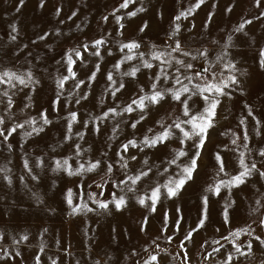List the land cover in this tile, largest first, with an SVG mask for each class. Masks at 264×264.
I'll return each instance as SVG.
<instances>
[{
	"label": "rangeland",
	"instance_id": "obj_1",
	"mask_svg": "<svg viewBox=\"0 0 264 264\" xmlns=\"http://www.w3.org/2000/svg\"><path fill=\"white\" fill-rule=\"evenodd\" d=\"M121 2L44 0L41 6L40 0H24L23 4L20 0H0V72L5 69L17 73L31 71L39 81L35 90L31 85L22 86L18 82H15V88L0 83V101H3L0 103V115L5 117L2 126L9 127L12 120L20 123L29 116L38 117L42 109L47 110L51 121L43 131L34 135L23 136L24 131L30 130L25 126L18 128L7 141L0 137V169H3L0 171V264H37V257L39 264H52L53 260L56 264H140L150 252L158 253L159 264H220L227 258V253L233 252L231 238L226 241L221 237H227L230 231L245 225L249 232L235 237L244 254L233 252L231 264H262L264 244L256 237L264 238V225L259 223L264 218V207L261 206L264 205V176L259 174V170H264V156L259 153V149L264 147V69L259 65V49L264 47V17L260 15L264 12V0L258 7L255 0H203L190 15L181 17L179 21L173 18L195 4L196 0H131L127 8H119ZM229 5H232L230 11L226 10ZM114 8L115 13L112 11ZM132 11L136 13L134 16L127 15ZM73 12L76 14L72 15ZM209 12L212 13L211 19ZM116 15L121 16L123 28L115 21ZM245 19L251 23L246 24L243 30L235 31ZM145 22L147 27L141 32L140 27ZM175 23L181 25L175 38L181 41L182 46L193 55L206 47L210 59L222 51V45L228 36H232L229 58L236 64L244 91L231 87L219 97L215 123L208 130L194 178L187 181L175 196H167L166 190L162 189L153 211L150 199L141 205L138 196L150 197V188L156 183L163 185L169 176L179 174L178 166L168 164L167 159L171 158L172 149L183 147L188 156L180 158L178 164L186 162L193 154L192 140L181 145L176 137H171L155 148L129 147L123 155L136 156L137 159L129 160L127 168L121 167L118 152H123L120 145L127 139L134 136L142 138L149 128L158 130L157 119L167 117L171 122L172 117L168 114L180 115V105L173 103L170 97L158 106L150 105L147 117L135 129L130 122L138 119L139 112L121 113L101 121L93 118L107 107L126 104L139 93L138 85L142 84L146 89L149 86L148 69L141 68L137 78L122 75L132 66L139 67V57L124 61L120 69L114 68L124 54L120 44L137 40L139 51L145 54L150 52L152 45L164 49L174 43L169 33ZM13 24L16 25L15 31L11 28ZM45 32L47 36L37 39ZM101 36L105 42L97 56L96 46L91 41ZM85 44L87 48L83 47ZM69 49L74 51L70 53ZM75 51H80L81 56L76 57ZM66 54L73 56V70L77 76L65 81L58 93L57 77L67 74ZM97 63L99 71L95 79L89 81L88 76ZM195 63L202 67L204 62L197 58ZM211 67L218 74L222 69L218 63ZM156 70L154 64L151 73L154 75ZM109 71L113 72L114 79H122L126 84L115 97L106 91ZM78 80L85 83L77 89L75 84ZM6 89L14 100L9 112L4 111L7 101L3 91ZM58 94L60 100L53 106L51 102ZM192 106L197 109L203 107L199 96L193 98ZM249 106L253 110L251 114ZM72 111L77 112V120L73 123L72 132L68 133V114ZM85 121L89 124L85 125ZM96 123H99V131L95 130ZM116 125L119 128L114 134L112 129ZM245 131L247 140L244 139ZM76 132H82L83 138L77 137ZM66 134L70 135L69 140L63 139ZM76 144L81 146L78 155L75 154ZM217 151L221 153L230 175L240 170L241 152L245 162L249 165L255 162L257 169L243 184L231 190L224 187L219 195L208 194V218L192 238L185 241L186 247L181 248L180 241L189 228H195L201 215V197L207 186L217 178H227L224 174L217 176ZM145 156L152 168L149 176L138 181L134 190H129V181L117 186V181L123 180L125 175L135 174L143 167ZM65 157L73 170L81 164L85 165V170L69 175L65 168H56V161H63ZM25 159L31 172L24 167ZM96 160L101 161L100 165L87 170L89 162ZM108 164L112 165L111 172L107 171ZM165 167L168 168L167 174L162 171ZM5 176L11 178V183ZM33 176L38 179H33ZM69 188L72 189L74 204L84 202L94 210L72 212L67 203ZM91 193L97 194L94 199L90 197ZM113 193L126 196L122 208L116 209L111 203ZM96 199L109 200V207L101 209L95 203ZM257 199L260 204L256 203ZM226 201L231 208L228 223L222 216ZM253 208L258 211H252ZM165 213L168 217L166 229ZM177 219L181 221L178 228ZM24 236L27 239H22ZM167 236H172V240L166 239ZM249 240L252 241L250 253L246 251ZM213 241H218V244ZM220 245L223 247L213 253L212 249ZM5 251L10 255L5 256Z\"/></svg>",
	"mask_w": 264,
	"mask_h": 264
},
{
	"label": "snow or ice",
	"instance_id": "obj_2",
	"mask_svg": "<svg viewBox=\"0 0 264 264\" xmlns=\"http://www.w3.org/2000/svg\"><path fill=\"white\" fill-rule=\"evenodd\" d=\"M131 0H122V2L118 5L119 8H127L128 4ZM261 0H255V4L257 7L259 6ZM24 0H20V4H23ZM203 3V0H196L195 4L185 10H181L177 16L173 19L174 21H179L181 17L190 15L191 12L200 6ZM41 6L44 4V0H40ZM215 7V5H213ZM232 5H229L228 11H230ZM143 11L142 8L139 9ZM113 13L116 12L114 8ZM56 12L59 13L60 9L57 8ZM76 13L73 12L72 15ZM136 13L135 11L128 12L127 15L134 16ZM209 19L212 17V13L209 12ZM260 15L264 17V12H261ZM107 19V16L104 17ZM121 16L116 15L115 21L119 24L120 28H123L124 25L121 22ZM251 23L250 20H242L241 23L236 27L235 31L239 32L244 29L245 25ZM207 24V21L205 22ZM147 27V23L145 22L144 25L140 27V31L143 32ZM181 25L179 23H175L172 31L169 33V37L174 41L173 44L166 45L164 49H158L156 45L151 46V50L149 53L145 54L144 52H140V44L137 40H129L126 43L120 44V49L124 52L121 55L120 59H118L114 65L115 69H120L121 64L124 61H132L134 57H139V67L132 66L128 70V72L123 73L124 76H129L132 78H137L138 72L141 68L149 70V86L146 89L144 85H138L139 93L134 94L133 98L130 99L126 104H121L115 107H107L106 110H103L100 115L95 116L93 119L95 121L104 120L110 116L115 117L120 115L121 113H134L139 112L140 115L138 119L132 120L131 127L135 129L137 124L140 121L145 120L148 115V108L149 106H158L161 104L165 99L169 98L173 103L180 105V115H174L173 113H169L168 115L172 117L171 122H168L167 117H162L156 120V125L159 126L158 130H154L153 128H149L148 132L143 135L142 138L132 137L127 139L124 143L120 145V148L123 152H118V155L121 156L122 164L121 167L127 168L129 160H136V156H127L125 157L123 153H126L129 147L132 148H155L158 145L165 144L169 138L176 137L181 145H184L188 140H192L193 145V154L187 159L186 162L178 164V161L182 157H187L188 153L185 151L183 147L174 148L171 152V158L167 159V163L170 165H177L179 169L178 175L169 176L168 179L165 181L163 185L160 183H156L155 186L150 188V197H146L145 195L138 196V202L141 205L146 204V200L150 199L152 210H155L156 203L161 195V190L165 189L166 194L169 197L175 196L178 191L185 185V183L194 178V173L198 168V159L201 156V150L205 145L207 140L208 130L211 126L215 123L214 117L216 116V108L217 105L220 103L219 97L225 94L227 88L237 87L238 91L243 92L244 88L241 85V81L238 78V70L236 64L233 60L229 58L228 48L230 46V42L232 40V36H228L227 41L224 45H222V51L215 56L214 59L209 58L208 49L205 47L203 50L199 51L196 55L187 49H185L181 41L176 39V33L180 30ZM13 31L16 30V25H11ZM58 31V30H57ZM48 33H44L43 36H38L37 39H43L44 36H47ZM13 39L15 37H12ZM105 42L104 37L101 36L97 39L91 41V44L96 46V55H100V46ZM84 48H87L88 45H83ZM124 50H127L126 52ZM74 50L69 49V52H73ZM111 52V49H109ZM176 53L177 55H173ZM182 53V56L180 55ZM75 56L80 57L81 52L75 51ZM67 56V74L63 76L57 77V92L64 87L65 81H67L70 77L75 78L77 76L76 72L73 70V64L75 63L73 56ZM191 57V59H186ZM199 58L203 60V66L197 67L195 61ZM218 63L222 65V69L219 70V74L217 70L211 67L212 64ZM154 64L157 66V70L153 75L151 70L154 67ZM259 65L262 69H264V47L259 49ZM99 63H97L95 69L91 72L88 76V80H94L96 77L97 71H99ZM223 69L228 70L227 72L223 71ZM107 89L106 91H110L113 97L116 94L126 87L125 82L121 79L117 81L113 77V72H107ZM18 82L19 85L27 86L31 85L33 90H35V84L39 83L36 81L33 73L31 71H26L24 73H17L10 69H5L4 71L0 72V83L6 84L9 88H15L16 83ZM84 80H78L75 84V88H79L80 85L84 84ZM231 95L230 92L227 93ZM71 95V93H69ZM85 97L87 93L84 94ZM3 96L6 98V106L4 108L5 112H9L14 104L13 96L11 95L9 90L3 91ZM199 96L200 99L203 101L202 108H194L192 106L193 98ZM60 100V95H56L55 99L52 100V105L56 106ZM3 101H0L2 103ZM79 103V100L77 101ZM28 105H25L27 108ZM248 111L251 114L252 108L249 106ZM39 120V122H38ZM77 120V112L72 111L68 114L67 120V132L71 133L73 130V123ZM5 122V117L0 115V137H3L5 141L16 132L18 128H25L27 126L30 130L24 131L23 136H30L37 134L43 131L44 126L51 123L48 119L47 110L42 109L38 114V117H31L29 116L25 120L20 123H17L15 120H12V123L9 127L5 128L2 125ZM241 123H244V120H241ZM257 125L260 124V121L256 120ZM89 121H85V125H88ZM95 130L99 131V123L95 124ZM119 125H116L112 129V132L115 134L117 133ZM259 134V132H257ZM75 135L77 137L83 138L82 132H76ZM64 140H69L70 135H65L63 137ZM244 139H248V134L245 131ZM233 144L236 143V140L233 139ZM11 148V144L8 145ZM227 148V145L224 146ZM247 147V145H245ZM81 151V146L79 144L75 145V154H79ZM259 153L264 156V147L259 149ZM39 157L37 160L39 161ZM215 160L217 162V176L220 174H224L226 179L217 178L213 184H209L205 190V194L201 197L203 202V207L201 211V215L198 217V221L196 223L195 228H189L182 241H180V247H186L185 241H188L192 238L193 233L200 229L206 222L208 218V208H209V193H214L216 195L220 194L222 188L227 187L231 190L235 186H239L244 183L245 179L250 176L254 169H257V164L252 162L251 165L245 162L244 153L241 152L239 156V164L240 170L235 174H229L225 167V162L223 157L219 151L215 153ZM101 161L96 160L94 162H89L87 165V170L91 171L92 169L97 168L100 165ZM149 161L148 157H144L143 167L138 170L135 174L125 175L123 180L117 181V186L125 185V181H129V190H134L135 185L138 181L142 178H146L152 172V168L148 166ZM24 167L31 172V168L29 167V162L27 159L24 160ZM56 168H65L68 171L69 175H72L75 171L76 173H82L85 170V165L81 164L79 167L72 169L71 165L68 163V158L65 157L63 161L57 160L56 161ZM3 171V169H0ZM107 171H112V165H107ZM162 171L167 174L168 168H163ZM259 174L264 176V170H259ZM5 179L11 183V178L5 176ZM23 179V177H21ZM33 179H38V177L33 176ZM123 192V189H122ZM67 203L71 208L72 212H78L83 210L92 211L94 209L90 208L87 203L81 202L80 204H74L72 199V189L67 190ZM35 195V193L33 194ZM96 193H91L90 197L95 198ZM95 203L101 209H107L109 207V200L107 199H96ZM111 203L114 204L116 209L122 208L126 203V196L124 194H115L113 193L111 196ZM234 203V201H233ZM257 204H260V200L257 199ZM264 207V205H261ZM230 205L227 201L223 207V220L228 223L230 222ZM252 211H258V209L253 208ZM177 212H179V208H177ZM167 213H165V224L164 228L168 227L167 225ZM145 218V223H146ZM180 219H177L176 225L177 228L180 225ZM261 225H264V218L259 220ZM249 232V228L247 225L243 227H238L228 233L227 237H221L224 240H228L231 238V242L233 245V252L237 255H243L242 245L237 242L235 237H239L242 233ZM0 238H2V234H0ZM172 236H167L166 239L169 241L172 240ZM22 239H27L26 236L22 237ZM257 240L260 241L261 244H264V238L260 236L256 237ZM207 243V241H205ZM214 244H218V241H213ZM247 252H251L252 248V241H247ZM159 248V245L156 246ZM203 247V246H202ZM223 247L220 245L217 248H213L212 252L215 253L219 251V249ZM147 248V245H145ZM163 252H167V249H161ZM233 252L227 253V258L225 260L220 261V264H231L233 258ZM18 254V253H17ZM4 255H10L9 252L5 251ZM187 254L185 253V260H187ZM37 264H39V258L37 257ZM52 264H56V261L53 260ZM99 264V262H97ZM140 264H159L158 253L157 252H150L147 255L146 259H143ZM264 264V262H262Z\"/></svg>",
	"mask_w": 264,
	"mask_h": 264
}]
</instances>
